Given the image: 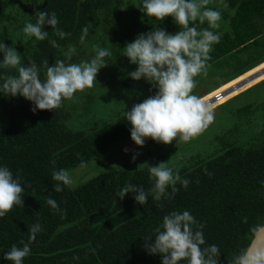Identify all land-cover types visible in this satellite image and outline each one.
Wrapping results in <instances>:
<instances>
[{
    "label": "trees",
    "instance_id": "16d2710c",
    "mask_svg": "<svg viewBox=\"0 0 264 264\" xmlns=\"http://www.w3.org/2000/svg\"><path fill=\"white\" fill-rule=\"evenodd\" d=\"M141 3L0 0V44L15 47L25 64L34 61L41 80L45 60L49 66L56 60L79 64L90 61L97 47L112 53L105 58L109 65L100 69L93 88L76 93L53 111L34 113L32 102L0 90V166L18 176L25 189L24 206H14L0 218V264H12L3 258L4 253L13 245L23 247L21 241L28 242V229L36 223L42 231L23 264H162L160 255L145 250L143 239L151 236L154 242V229L174 211L190 212L196 221L194 230H202L206 241L201 247L217 245L218 264H232L249 243L250 228L264 223V81L222 104L213 122L225 117L227 127L211 142L174 140L165 145L147 138L143 147L132 149V126L124 119L125 111L156 89L143 79L127 77L137 65L123 56V48L138 34L156 27L179 31L172 17L162 22L146 16L136 7ZM208 7L222 14L220 28L215 30L221 39L209 54L207 74L195 77L193 94L201 98L204 90L211 94L264 63V0H211ZM43 10L57 14V27L67 34L64 38L48 25L44 30L49 35L43 41L25 36L23 27L35 23V12ZM196 26L208 27L207 22L198 21ZM85 27L89 31L81 40ZM250 62L246 69H237ZM232 66L236 69L231 73ZM15 75V69L0 65V88L7 76ZM198 146L203 151L197 152ZM134 153H139L135 161ZM103 157L112 158L103 172L85 181L73 174L95 160L101 165ZM159 163L189 183L184 187L177 182V191L169 186L167 197L154 200L155 179L149 166ZM60 169L73 174L75 185H62L63 191L55 192L58 182L52 173ZM128 184L143 188L147 203L140 205L132 193L117 197ZM49 196L60 211L46 203Z\"/></svg>",
    "mask_w": 264,
    "mask_h": 264
},
{
    "label": "clouds",
    "instance_id": "9594fccd",
    "mask_svg": "<svg viewBox=\"0 0 264 264\" xmlns=\"http://www.w3.org/2000/svg\"><path fill=\"white\" fill-rule=\"evenodd\" d=\"M211 0H142L136 6L148 17L164 21L172 17L179 26V31L169 33L164 28L156 27L151 31L140 33L129 43H126L123 56L130 64L137 65L134 71L128 72L127 77L140 81L145 80L155 89L140 103L125 111L124 119L131 124V140L143 147L145 140L151 138L157 143L170 145L177 142H189L199 136L213 121L214 110L210 103L193 94L196 87L195 77L207 74L208 60L214 44L220 42L218 31L222 14L219 10L208 7ZM35 23L28 22L22 31L26 37H34L37 41L45 40L49 33L45 25L53 29L57 35L64 38L67 34L59 30L55 12L36 11ZM207 28H198L196 22ZM89 29H83L81 40L88 34ZM56 46L55 41H51ZM5 68L15 69L18 75L7 76L2 84V90L7 96H22L32 102V111H53L59 109L62 102L73 99L78 92L91 89L97 82L100 69L107 67L105 59L112 55L106 48L97 47L95 56L90 61L65 63L56 60L49 66L48 60L43 61L46 67L45 79L40 78V68L34 61L27 64L22 62L21 55L15 47L5 43L0 44ZM128 151V149H125ZM139 153H134L135 161ZM150 176L155 179L153 199L167 197V188L180 182L187 187L189 181L181 180L178 173L174 175L172 168L163 163L149 166ZM57 181L53 188L55 192L63 191V186H71L74 181L69 172L60 169L52 173ZM25 189L20 178H14L7 166H0V218L11 212L14 206H24L23 193ZM132 193L140 205L147 203L148 193L143 188L128 184L117 192V197L123 199ZM46 203L54 211H60L56 200L49 196ZM66 215V210L62 216ZM195 218L188 211L171 212L164 216L162 225L154 229L156 235L144 240L145 250L152 255H160L162 264H218L220 250L217 245L207 247L202 230H194ZM202 228V226H201ZM42 226L36 223L28 229L29 240L21 241L23 247L13 245L4 253L3 258L12 264H23L25 257L31 253L30 245L36 239ZM249 243L237 254L232 264H264V223H257L250 228Z\"/></svg>",
    "mask_w": 264,
    "mask_h": 264
},
{
    "label": "rangeland",
    "instance_id": "374dc122",
    "mask_svg": "<svg viewBox=\"0 0 264 264\" xmlns=\"http://www.w3.org/2000/svg\"><path fill=\"white\" fill-rule=\"evenodd\" d=\"M253 62V61H252ZM252 62H250V63H248V64H241V65H238L237 66V69H246L247 67H249L250 66V64L252 63ZM263 64V63H262ZM260 66V65H259ZM234 69H231V70H229L228 69V71H230L231 73L232 72H234L235 71V69H236V66H232ZM263 71V70H262ZM228 72H225V73H223L222 74V77H225L226 76V74H227ZM263 75V74H262ZM261 75V76H262ZM260 77V76H259ZM256 80V79H255ZM264 81V79L263 80H261L258 84H260V83H262ZM250 82V81H249ZM248 84V83H247ZM255 85H257V84H255ZM254 85V86H255ZM217 86V85H216ZM222 87V86H221ZM253 87V86H252ZM251 88V87H250ZM250 88H248V89H250ZM247 89V90H248ZM244 92H246V90L245 91H243V92H241V93H239V94H237V95H235L234 97H232L231 99H229V100H227V101H225L224 103L226 104L227 102H229V101H231V100H233L234 98H236L237 96H239L240 94H242V93H244ZM224 96V95H223ZM206 97V96H205ZM205 97H202V98H205ZM222 97V96H221ZM220 98V97H219ZM224 105V104H223ZM223 105H221V106H223ZM221 106H218L216 109H214V118L217 116V114L219 113V109H220V107ZM227 119L224 117V118H220V119H218V120H216L215 122H213L212 124H210L199 136H197V137H195V138H193L191 141H198V142H202V141H205V140H210V142H211V140L212 139H214V137L215 136H217V135H219V134H221L224 130H226V127H227ZM135 145V147L137 146L136 144H133L131 147H132V149H134V146ZM198 149L196 150L197 152H199V151H203V147L202 146H198L197 147ZM125 149H128V151L130 150V148H125ZM147 149H149L150 150V147L149 146H146V149L145 150H147ZM125 151V150H124ZM127 152V151H126ZM113 157H114V155H113ZM185 157H187V156H184V158ZM115 158H116V155H115ZM102 159V158H101ZM100 160V159H99ZM112 160V158L111 157H107V158H105V157H103V159H102V161H101V165H100V163L98 164L97 162H98V160H95V161H93V162H91V163H89V164H87L86 166H84V167H81V168H79V170H75V172H73V174H75V177H79V176H83V180L85 181L86 179H88L89 177H92L94 174L95 175H97L98 173H101V171L103 172L104 170H106V168L104 167L105 165L107 166V165H109L110 164V161ZM177 162L178 161H173L172 162V164H177ZM169 165H170V163H169ZM173 167V166H172ZM82 173H81V172ZM73 174H71V176L73 175ZM89 174V175H88ZM73 185H75V184H73Z\"/></svg>",
    "mask_w": 264,
    "mask_h": 264
},
{
    "label": "bare ground",
    "instance_id": "6f19581e",
    "mask_svg": "<svg viewBox=\"0 0 264 264\" xmlns=\"http://www.w3.org/2000/svg\"><path fill=\"white\" fill-rule=\"evenodd\" d=\"M263 79H264V63L248 71L247 73L237 77L236 79L232 80L226 85H223L221 88L212 92L211 94H209L208 90H204L207 92L206 94H204L203 92L204 94L203 97L206 96L203 99L206 100L208 103H210L214 110L218 106L224 104L225 101L234 97L235 95L247 90L252 86L254 87L255 84H258Z\"/></svg>",
    "mask_w": 264,
    "mask_h": 264
},
{
    "label": "water",
    "instance_id": "95a60500",
    "mask_svg": "<svg viewBox=\"0 0 264 264\" xmlns=\"http://www.w3.org/2000/svg\"><path fill=\"white\" fill-rule=\"evenodd\" d=\"M207 91H204V94H206Z\"/></svg>",
    "mask_w": 264,
    "mask_h": 264
}]
</instances>
